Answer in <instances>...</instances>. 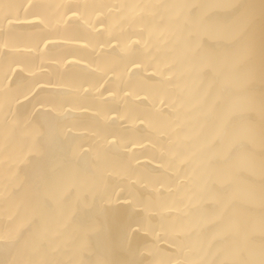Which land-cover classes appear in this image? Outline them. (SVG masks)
I'll list each match as a JSON object with an SVG mask.
<instances>
[{"label":"bare ground","instance_id":"1","mask_svg":"<svg viewBox=\"0 0 264 264\" xmlns=\"http://www.w3.org/2000/svg\"><path fill=\"white\" fill-rule=\"evenodd\" d=\"M0 264H264V0H0Z\"/></svg>","mask_w":264,"mask_h":264}]
</instances>
